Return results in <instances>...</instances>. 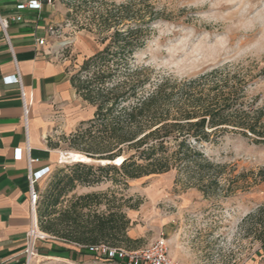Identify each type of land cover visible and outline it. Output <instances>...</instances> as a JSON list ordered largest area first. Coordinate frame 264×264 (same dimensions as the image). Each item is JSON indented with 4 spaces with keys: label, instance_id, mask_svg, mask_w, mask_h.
<instances>
[{
    "label": "rangeland",
    "instance_id": "374dc122",
    "mask_svg": "<svg viewBox=\"0 0 264 264\" xmlns=\"http://www.w3.org/2000/svg\"><path fill=\"white\" fill-rule=\"evenodd\" d=\"M56 3L63 16L52 27L45 45L71 76L79 72L82 80L92 77V69L80 70L86 59L103 50L114 30L107 28L113 22L107 24L103 18L116 14L119 6H130L129 12L135 8L147 20L144 11L152 8L159 18L145 33L143 47L128 62L148 77L143 94L162 82L182 83L227 66L231 74L240 71L247 76V101L264 110V0ZM121 18L118 28L124 31L131 22L126 13ZM125 73L126 67H122L112 80L124 78ZM87 105L90 120L95 108ZM72 133L58 132L51 137L59 160L61 153L83 155L68 140ZM201 150L219 165L211 173L219 174L218 184L203 185L208 195L173 171L136 180L110 173L95 186L76 187L63 206L83 196L78 194H97L102 201L97 212L120 211L129 223L126 232L135 234L134 244L121 246L139 249L162 237L171 259L181 264H264V144L227 134L217 145H203ZM76 163L60 160L53 165L52 173L36 189L39 201L51 189L54 175ZM81 164L104 166L106 162L101 165L90 159Z\"/></svg>",
    "mask_w": 264,
    "mask_h": 264
},
{
    "label": "trees",
    "instance_id": "16d2710c",
    "mask_svg": "<svg viewBox=\"0 0 264 264\" xmlns=\"http://www.w3.org/2000/svg\"><path fill=\"white\" fill-rule=\"evenodd\" d=\"M146 9L147 20L135 8L129 12L130 6H119L116 14L103 18L107 24L113 22L107 28L114 30L103 50L86 59L80 70L92 69V77L82 80L77 72L70 78L77 95L95 110L68 140L86 158L109 164L66 166L54 175L43 199L38 198V228L57 239L85 247L104 244L135 250L121 246L135 242L127 236L129 223L120 211L97 212L102 204L97 194L75 197L63 206L66 197L78 186L101 183L110 173L136 180L172 171L208 195L203 185L218 184L219 174L211 173L219 165L205 155L203 145H217L227 134L264 144V110L247 101L250 81L240 71L231 74L227 66L218 67L193 80L165 81L142 93L148 77L128 62L159 18L158 12ZM123 13L131 22L124 31L118 28ZM122 67L127 73L114 82ZM118 158L119 165L113 164Z\"/></svg>",
    "mask_w": 264,
    "mask_h": 264
},
{
    "label": "crops",
    "instance_id": "0c3cea01",
    "mask_svg": "<svg viewBox=\"0 0 264 264\" xmlns=\"http://www.w3.org/2000/svg\"><path fill=\"white\" fill-rule=\"evenodd\" d=\"M23 2L0 0V18L8 22L11 48L0 28V264H26L24 236L33 221L37 224L36 207L29 202V174L49 169L34 182L39 189L60 161L52 135L72 133L89 120L88 105L71 85V74L45 45L63 16L60 4L42 1L38 11L17 10ZM14 17L20 20L12 21ZM39 40L44 45L39 46ZM16 74L20 84L5 82ZM39 232L44 237L36 241L29 264H118L96 258L85 246ZM127 236L135 239L134 232Z\"/></svg>",
    "mask_w": 264,
    "mask_h": 264
},
{
    "label": "built area",
    "instance_id": "2783aa9c",
    "mask_svg": "<svg viewBox=\"0 0 264 264\" xmlns=\"http://www.w3.org/2000/svg\"><path fill=\"white\" fill-rule=\"evenodd\" d=\"M43 0H24L23 3L17 6V10H30L38 11L41 7ZM50 1V0H46ZM12 21H19L20 17L11 18ZM8 22L5 19L0 18V28L5 36V39L9 45L8 38L6 35ZM52 34V32L50 33ZM39 46L44 45L43 40L38 41ZM9 49L10 45H9ZM6 83H18L20 84V78L18 74L15 77L5 79ZM28 170L30 173V163L28 159ZM49 173V169L45 168L31 176L29 174V202L32 209L36 207L38 201V193L34 188V182ZM43 234L39 232L35 221L29 227V230L24 236V255L26 264H29L30 259L35 255V243L37 240L43 239ZM86 251L94 255L98 259L106 261L116 262L118 264H181L171 259L168 251V247L164 238L160 237L155 241H152L142 248L135 250H127L124 248H111L104 244L88 246L85 248Z\"/></svg>",
    "mask_w": 264,
    "mask_h": 264
},
{
    "label": "bare ground",
    "instance_id": "6f19581e",
    "mask_svg": "<svg viewBox=\"0 0 264 264\" xmlns=\"http://www.w3.org/2000/svg\"><path fill=\"white\" fill-rule=\"evenodd\" d=\"M60 160L63 162H65L66 160L68 161H71V162H77V163H80V162H89L90 159L86 158L85 156L83 155H80L78 153H61V158ZM121 161V158H118L116 159L113 163L114 164H119ZM105 163V162H104Z\"/></svg>",
    "mask_w": 264,
    "mask_h": 264
},
{
    "label": "water",
    "instance_id": "95a60500",
    "mask_svg": "<svg viewBox=\"0 0 264 264\" xmlns=\"http://www.w3.org/2000/svg\"><path fill=\"white\" fill-rule=\"evenodd\" d=\"M90 162V161H89ZM80 163H84V162H80ZM85 163H88V162H85ZM106 164H109V163H106ZM101 165H104V163L103 162H101Z\"/></svg>",
    "mask_w": 264,
    "mask_h": 264
}]
</instances>
